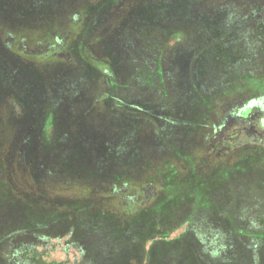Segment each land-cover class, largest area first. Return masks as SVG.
<instances>
[{
  "label": "rangeland",
  "instance_id": "1",
  "mask_svg": "<svg viewBox=\"0 0 264 264\" xmlns=\"http://www.w3.org/2000/svg\"><path fill=\"white\" fill-rule=\"evenodd\" d=\"M101 1L104 18L114 20L99 18L96 34L99 30L98 36L105 39L99 41L94 34L93 43L87 44L94 53L95 65L84 57V38L88 35L85 32L91 27L85 22L83 38L79 35L83 26L66 27L72 32V43L66 51L75 57L80 69H73L48 52L35 53L28 61L37 72L41 68L48 72L52 98L55 99V91H63L66 86H56L55 82L65 75L68 79L74 75L82 95L101 100L107 108L106 100L111 97L95 96L90 75L109 67L101 60L106 61V48H110L118 61V86L111 84L109 94L121 102L114 113H104L96 133L105 138L109 130L115 131L112 134L118 130L120 139L126 132L131 134L135 145L121 147L123 158L130 157L125 162L116 160L112 167L125 171L123 179L130 186L145 180L151 186L142 195L128 198L136 210L141 209L139 215L129 217L106 211L110 204L105 198L94 201L98 212L90 211L91 202L78 201L76 190L80 189H73L72 200L65 201L53 194L54 187L41 175L37 176L41 195L34 198L23 192V199H16L14 181L8 175L6 180L2 176L0 264L15 235L24 232L23 238L26 234L37 238L34 235L40 236L45 230L60 231L63 237L45 240L37 249L44 253L40 264H264V152L259 150L260 145L264 146V116L257 115L252 120L253 134L263 139L260 144L251 143L250 138L230 129L222 135L220 148L214 145V130L224 115L264 95V0H191L187 6L179 0H166L163 6V0ZM91 3L96 4V0ZM80 5V0L66 4L67 9ZM91 7L97 11L101 4L99 8L90 5L88 11H93ZM15 13L24 24L28 22L18 9ZM120 24L124 30L113 34ZM4 43L8 46L12 40L5 39ZM28 45H34L35 50L41 48L34 41ZM153 59H159L157 67ZM29 71L34 75L35 70ZM35 76L40 79L38 74ZM251 78L261 86L250 84ZM18 79L22 80L20 76ZM241 81L249 85L244 86ZM231 82L234 87L229 90L227 85ZM30 83L35 85L33 80L28 86ZM193 86L199 93L212 88L216 96L230 92L213 102L212 109H206L204 100L200 104L191 102L189 91ZM36 88L31 87V109L22 108L24 113L17 104L3 106L6 94L0 91V137L5 118L24 124L36 121L38 112L42 114L41 98L38 100L34 94ZM69 95L73 93L69 91ZM76 95L75 109L72 106L71 110L74 114L69 118L77 113L76 107L79 109ZM101 105L92 106V118ZM147 113L151 116L144 117ZM12 129L18 135L15 125ZM50 145L51 140L45 141L44 154ZM44 165L54 177L57 169L53 158L48 157ZM21 170L12 168L13 180L19 173H26ZM22 185L20 189L26 191L25 183ZM85 213L92 218L82 232L85 226L80 219H87ZM18 217L22 219L20 223L10 222ZM6 221L7 226L3 225ZM72 240L84 241L85 246ZM2 264L17 263L9 257Z\"/></svg>",
  "mask_w": 264,
  "mask_h": 264
},
{
  "label": "trees",
  "instance_id": "2",
  "mask_svg": "<svg viewBox=\"0 0 264 264\" xmlns=\"http://www.w3.org/2000/svg\"><path fill=\"white\" fill-rule=\"evenodd\" d=\"M67 1L70 0H0V91L3 90L6 94V97L2 100V105H6L9 108L10 105L15 104L16 106L17 104V107L19 106L22 113H24L22 108L29 107L32 102L31 87L37 86L34 94L39 96L38 100L41 98L40 105L43 106V109L41 108L42 114L38 112V119L33 122L29 121L22 124L18 120L13 122L9 118L6 121L5 118L3 135L0 137L3 139H0V163L3 170V172H0V180L2 176L4 180H6L5 176H10L12 181H14L13 186L16 199L22 200L23 192L34 198L43 193L41 186L38 184L37 177L41 175L43 179L49 181L52 188L54 187L53 194L65 201L72 200L71 197L73 195L71 193L73 189H80L79 191L76 190L78 198L80 196L78 201L91 202L92 207L90 211L98 212L99 208H97L96 202L99 199L105 198L111 205H108L106 208V211L109 213L113 215L125 214L129 217H134V215L140 214L141 209L136 210L134 207L135 203L129 201L128 198L142 195L151 186V182L149 180L139 181L140 183H134L130 186L123 179L125 171L112 167L113 162L116 160L118 162H125L130 157L123 158L121 147L128 144L129 146L135 145L133 137L126 132L127 135L124 136V139H120L121 136L118 130L114 134L112 132L115 131L109 130L105 138H103L96 133L98 129H95L98 127V123L102 122V119L105 118L104 113H109V110L114 113V110L121 102L118 97L109 94V86L111 84H114L115 87L118 86L116 82L118 72L116 68L118 63L117 58L111 55L110 48L107 47L106 49L109 52L108 57L106 56V61L101 60V62L109 67L100 69V72L91 73L90 75L91 88L95 96L99 95V99L103 98V96L111 97L109 100H106L107 108L101 105V100L87 99L89 95L85 98L81 93L79 81L74 78V75H69L71 76L70 79L65 75L64 77H60V81L55 82L56 86L61 84L66 86H64L63 91L60 89L57 93L55 91V99L52 98L54 91L52 92L53 88L48 80V72L42 68V70H39L40 72H37L28 61L35 53L39 55L48 52L52 53L56 59L62 58L66 65H72L73 69H80V66L75 65V57L66 51V47H69L68 44L72 43L69 41L72 32L67 31V28L68 24L71 27L83 26L79 33L82 36L85 22L89 26L91 25V27L90 30L85 32L88 35L84 38L87 47L84 50V57L91 65H95L97 62L91 46L87 44L92 42L93 36L96 34L99 18L106 22H110L114 18L110 20L104 18L105 14L103 12L105 11L102 9L101 0H96V4H92L91 0H80L81 5L74 9H67ZM75 1L78 2L79 0ZM165 1H162V6L163 3L167 4L168 1ZM178 2L186 6L192 3L191 0H179ZM100 4L101 8H99ZM84 5L86 7H83ZM90 5H95L99 9L96 11V7H91L93 11H88L87 7L89 8ZM16 9L20 11L21 17L27 18L28 22L26 24L22 20L20 21L19 15L15 13ZM154 22L155 20H153ZM51 27L58 28L57 32H54L55 30L50 31ZM36 28H38V31L35 30ZM43 28H46V30L43 31ZM121 30H124L123 25H117L113 34L117 35ZM47 32L48 35H46ZM98 34L99 30L94 38L103 41L105 37L98 36ZM5 39H11L12 44L7 46V43H4ZM32 41H34V44L40 45L41 48L35 50L34 45H28ZM153 63L157 67L160 64L159 59H153ZM29 70H35L33 71L34 75ZM143 70L145 69L143 68ZM78 72L81 75L83 70ZM35 74H38L40 79L36 80ZM28 75L31 77L28 78ZM42 75L44 76L42 77ZM19 76L22 80L18 79ZM29 80H33L35 85L32 86L30 83V86H28ZM233 84L232 82L228 83L229 90H232ZM243 84L244 86L249 85L245 82ZM250 84L260 85L254 79H252V82L250 81ZM115 90L116 88H114ZM229 90L224 94L220 93L216 96L212 88L199 93L196 87L193 86V89L189 91V95L191 96L189 98L193 104H200V101L204 100L207 106L205 108L212 109L213 102L224 98L225 94L230 92ZM69 91L73 93L72 96L69 95ZM76 92L78 93L77 95L75 94ZM7 94L9 95L8 97ZM74 95H79L77 98L78 102L75 103L79 109L76 107L77 113L72 118H69L70 115L74 114L71 113L72 106L74 108ZM57 101L59 102L56 104ZM52 102L53 107H51ZM98 104L101 105L99 111L92 118V106L96 107ZM6 107L4 108L5 113ZM29 108L31 109V107ZM5 115L8 114L6 113ZM127 115L131 117L132 114L129 112ZM139 115L141 114L138 113V117ZM145 115L151 116L149 113L144 114V117ZM12 125L16 126L18 135L16 131H13ZM9 129L11 131H8ZM47 140H51V145L46 147L47 152L44 154V144L45 141L47 143ZM48 157L49 159L53 158L54 167L57 169L54 177L45 170L44 163ZM131 157L134 159L135 153ZM13 167H16L19 172L22 169L21 171H25L26 173H19L18 178L13 180ZM23 183L26 186L23 188H26L27 192L20 189ZM68 191H70L68 195L64 196L63 194ZM76 201L75 198L74 202ZM84 215L87 219H80L85 226L82 232H85L86 228L89 227V218H92L88 213ZM21 221V217H18L13 220L11 219L10 222L20 223ZM6 224L7 221L3 225ZM0 228H2L1 224ZM48 232V230H45L40 236L38 234L34 235L37 238H31L26 234L24 239V232L21 235H15L13 240H11V245L8 246L9 249H5L6 259L2 257V263H6L7 259L12 257L17 264H40L39 262L42 261L40 257L43 258L44 253L38 252L37 249L42 248L45 240L63 237L60 231L56 233ZM72 243L83 244L85 246L84 241L80 240H72ZM0 254L2 255V253ZM94 258L93 260L97 261ZM87 261L89 262V259Z\"/></svg>",
  "mask_w": 264,
  "mask_h": 264
},
{
  "label": "flooded vegetation",
  "instance_id": "3",
  "mask_svg": "<svg viewBox=\"0 0 264 264\" xmlns=\"http://www.w3.org/2000/svg\"><path fill=\"white\" fill-rule=\"evenodd\" d=\"M257 115L264 116V95L254 97L234 107V109L224 115L221 125L214 130L215 148L221 146L223 143L221 139L222 135L228 133L230 129L238 130L240 135L250 138L251 143L257 142L260 144L263 139H261L259 134L257 136L253 134L252 126V120ZM254 132L256 133V131ZM259 150L264 152V146L260 145Z\"/></svg>",
  "mask_w": 264,
  "mask_h": 264
}]
</instances>
